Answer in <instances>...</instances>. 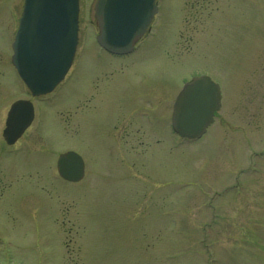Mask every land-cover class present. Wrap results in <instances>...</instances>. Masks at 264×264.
Wrapping results in <instances>:
<instances>
[{
	"label": "rangeland",
	"instance_id": "374dc122",
	"mask_svg": "<svg viewBox=\"0 0 264 264\" xmlns=\"http://www.w3.org/2000/svg\"><path fill=\"white\" fill-rule=\"evenodd\" d=\"M79 2L73 65L35 101L11 65L22 0H0V121L20 100L35 111L14 147L0 134V264H264V0H157L148 35L115 60L95 40L96 0ZM197 76L219 86L221 108L201 139L181 140L172 105ZM160 94L163 139L102 136L120 108ZM65 152L84 163L77 184L57 175Z\"/></svg>",
	"mask_w": 264,
	"mask_h": 264
},
{
	"label": "water",
	"instance_id": "95a60500",
	"mask_svg": "<svg viewBox=\"0 0 264 264\" xmlns=\"http://www.w3.org/2000/svg\"><path fill=\"white\" fill-rule=\"evenodd\" d=\"M79 0H24L12 43L11 64L31 97L51 93L68 73L78 44ZM157 13L155 0H96V41L106 52L126 55L147 32ZM220 89L209 77H195L178 93L171 117L175 134L200 139L220 110ZM33 121L30 102L10 107L2 138L12 146ZM58 176L78 183L84 174L82 159L73 152L58 157Z\"/></svg>",
	"mask_w": 264,
	"mask_h": 264
},
{
	"label": "flooded vegetation",
	"instance_id": "af4514ba",
	"mask_svg": "<svg viewBox=\"0 0 264 264\" xmlns=\"http://www.w3.org/2000/svg\"><path fill=\"white\" fill-rule=\"evenodd\" d=\"M22 2H23V0H22ZM138 44L135 46V50L132 53L126 55V56H129V55L135 53V51L137 50ZM110 56H111L110 60H115V59H118V58L119 59L126 58V56H113V55H110ZM110 60H107V61L104 62V67H105L104 70L107 73H109V71H112L111 75L105 82H101L100 84L107 83V82H109V80H111L114 77L113 69L115 67H114V65L112 63L113 61H110ZM99 67L102 68L103 66L101 65ZM100 84L97 86V88H99V90L97 91L98 92L97 104H98V107H99L98 109H100L102 107L103 102H104V96H105V93H106V91L103 88H100ZM85 89H88V90H83L82 93H83V96H85L87 98V96L91 92V88H90V86L88 87V84H87V87ZM159 97L161 98V94H160V96H158V100H157V98H156L155 101H153L152 99H150L148 101L147 100L146 101L143 100V104H142L141 107L138 108V111L136 109H134L133 112L131 110L129 112H124L120 108V110H119L120 113L118 111H116L114 117H111L112 129L108 128L106 130H103L102 131V136H107V137H110V138H111V136H113L114 139H116V140L118 139L119 143H120L121 140H124L125 143H126V140H128L127 144L129 143V140H133V138L135 137L134 136L135 133H141L142 134L138 138H142V136H143V137H146L145 139H148V138H156V139H161L162 138L163 139L165 137L166 133H167V129H166V126H167V118H166L167 105L166 104H163V105L159 104L158 105L157 102L158 101L161 102L159 100ZM38 100H35V101H38ZM90 101L91 100H86L84 105H83V108L87 109V107H88L87 104ZM98 109H96L95 112H97ZM156 110H157V113L155 115H153L152 112L154 113ZM8 111L5 113V117L2 120L3 122L1 123V121H0V125L2 126V128L0 127L1 128L0 129L1 137H2V133H3L4 129H5ZM87 113H88V110L84 114L86 115ZM88 114H90V113H88ZM34 115H35V111H34ZM136 117H138V118H136ZM120 119H123V121H120ZM33 122H34V120H33ZM136 122L140 125V128L144 127V130H139L138 129L137 132H135L134 131V126H135ZM169 127H170V125H169ZM29 128L23 133L21 138L25 135V133L29 130ZM3 142H4V140H3ZM160 142H162V141L160 140L159 144H160ZM156 143H157V145H159L158 142H156ZM4 144L7 146V144L5 142H4ZM14 145L9 146V148L10 147H14ZM142 145H143V143L139 142L137 150H141L140 148L144 147V145L143 146ZM132 147L133 146H131L129 148V150H127V151H129L127 153H130V151H133V152L135 151V147L134 148H132ZM84 176H85V170H84ZM1 196L2 195H0V197Z\"/></svg>",
	"mask_w": 264,
	"mask_h": 264
}]
</instances>
